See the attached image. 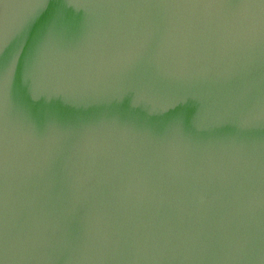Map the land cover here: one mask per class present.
<instances>
[{
	"label": "water",
	"instance_id": "obj_1",
	"mask_svg": "<svg viewBox=\"0 0 264 264\" xmlns=\"http://www.w3.org/2000/svg\"><path fill=\"white\" fill-rule=\"evenodd\" d=\"M0 264H264V0H0Z\"/></svg>",
	"mask_w": 264,
	"mask_h": 264
}]
</instances>
